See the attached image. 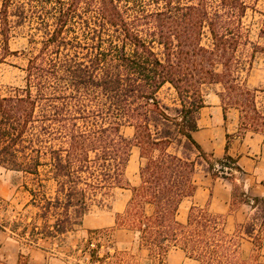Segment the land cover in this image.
<instances>
[{
  "label": "trees",
  "instance_id": "obj_1",
  "mask_svg": "<svg viewBox=\"0 0 264 264\" xmlns=\"http://www.w3.org/2000/svg\"><path fill=\"white\" fill-rule=\"evenodd\" d=\"M248 10L261 17L256 42L245 36ZM10 18L15 27L34 23L40 41L25 87L0 93V169L28 196L21 209L0 199V232L31 247L64 242L94 209L110 208L136 147L139 184L115 225L133 233L137 251L151 264H165L172 248L198 264H261L259 242L248 260L234 262L239 238L254 243L260 234L252 222L228 236L224 218L206 208L192 206L185 224L176 217L194 195L198 167L225 180L243 172L228 144L211 160L192 137L204 87L223 86L224 117L225 100L246 95L264 138V109L257 111L241 80L256 56L264 61V9L246 0H3L0 64L15 54ZM166 86L176 95L173 107L158 98ZM252 202L264 227V197ZM90 241L84 247L93 259L100 247L89 249Z\"/></svg>",
  "mask_w": 264,
  "mask_h": 264
},
{
  "label": "rangeland",
  "instance_id": "obj_2",
  "mask_svg": "<svg viewBox=\"0 0 264 264\" xmlns=\"http://www.w3.org/2000/svg\"><path fill=\"white\" fill-rule=\"evenodd\" d=\"M181 1L184 2L185 0ZM246 1L248 4L253 5L256 11L264 9V0ZM2 2L3 0H0V11ZM260 19L261 17L257 12L247 11L244 18L245 36L250 42L257 41ZM12 21L13 18H10L11 28L8 47L15 54L6 57L3 63L0 64V93L2 94L7 93L10 89H22L25 87V69L28 59L35 54L39 48L38 42L40 41V34H37V31L33 28L35 27L34 23L32 27L29 24L15 27ZM31 38L35 40L34 44L29 43ZM239 52L241 59H245L249 55L250 49L248 46L243 47ZM241 77V80L245 82L246 89L252 91V94L255 95V108L257 111L262 112L264 109V61L259 55L253 60L251 69L247 73H242ZM203 92L205 100L214 95L219 98V95L224 93V90L222 85L215 84L204 87ZM158 98L164 105L173 107L176 95L172 89L166 86L159 92ZM224 104L227 109H231L235 113V136L243 137L256 133L251 120L255 117L252 112L253 106L247 101L246 95L238 96L237 100H225ZM123 134L127 138H131L132 130L124 128ZM211 160L218 159L212 157ZM140 165L139 150L136 147H132L124 174L125 186L112 192L110 208L102 211L94 209L92 213L85 216L87 219L85 227H81L75 233L69 235L60 244L53 243V245H50L42 243L39 247H31L20 243L8 234L0 232V264H151L147 260V254L137 251L136 246L133 245V233L126 229H117L115 225V216L124 211L131 196L130 188L139 183L138 171ZM205 167L206 164L198 167L196 177L203 174L210 175L204 170ZM242 179L243 177L239 173H234L231 180H228L233 183L232 204L234 211L239 213L244 223L252 222L255 224V229L260 231V234L256 235L255 242L252 243L255 246L259 242L261 245L264 242V227L260 226L261 215L258 209L252 208L254 196L251 192L245 193ZM234 180H238V182ZM18 185H20V180H16L12 173L0 169V199L8 201L10 208L21 209L27 202V194L22 189L17 190L16 187ZM90 219H94V224L90 223ZM113 221L114 225L110 226ZM93 225L97 228H92ZM91 232L96 234H90ZM89 237L91 238L89 249L100 247L93 259H90L89 251L84 247ZM112 245L120 253L119 260L114 258V251L111 249ZM106 253H109L108 256ZM246 260L241 261L236 257L234 262L241 263ZM258 261L264 264V259H261L260 255ZM195 264L198 263L196 262Z\"/></svg>",
  "mask_w": 264,
  "mask_h": 264
},
{
  "label": "crops",
  "instance_id": "obj_3",
  "mask_svg": "<svg viewBox=\"0 0 264 264\" xmlns=\"http://www.w3.org/2000/svg\"><path fill=\"white\" fill-rule=\"evenodd\" d=\"M235 120V113L231 109L225 111L224 117L218 96L208 97L205 99L204 107L199 110L198 130L192 133V137L206 154L215 159H221L225 155V147L228 144V155L237 160V165L243 171L240 175L243 177L245 193L251 192L254 198L264 197L263 137L258 133L243 137L235 136ZM234 181L238 182V180ZM194 183L196 185L194 195L181 203L177 221L185 224L192 206L206 208L210 213L224 218V232L228 236H233L238 225L244 224L239 213L234 211L232 204L233 183L222 178H213L208 174L199 177L195 175ZM86 220L84 217L82 227H85ZM94 222V219H90V223L94 224ZM113 225L114 221L110 226ZM92 228L97 227L93 225ZM253 249L252 240L240 237L236 257L241 261L246 260L253 253ZM259 255L261 259H264V242L260 245ZM195 263L196 261L188 258L177 248L171 249L165 259V264Z\"/></svg>",
  "mask_w": 264,
  "mask_h": 264
}]
</instances>
